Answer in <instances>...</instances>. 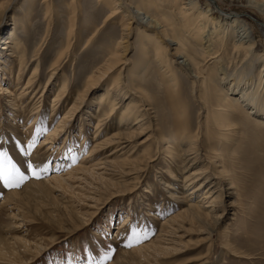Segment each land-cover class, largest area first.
Listing matches in <instances>:
<instances>
[{
    "label": "rangeland",
    "instance_id": "obj_1",
    "mask_svg": "<svg viewBox=\"0 0 264 264\" xmlns=\"http://www.w3.org/2000/svg\"><path fill=\"white\" fill-rule=\"evenodd\" d=\"M46 1L49 10L44 0H0V152H7L8 159L26 176L19 186L2 181L7 190L0 188L1 231L11 240L15 254L0 264H264V113L253 118L239 104L235 126L222 131L211 119L218 103L211 92L212 78L220 80L223 72L229 71L226 82L220 80L225 88L240 82L232 95H241L248 87L251 96L259 92L258 97H264V58L257 55L264 53V27L255 20L264 22V13L244 0H215L217 6L200 0L215 17L237 14L247 20L259 44L250 61L238 58L227 43L224 23L222 31L213 35L214 46L222 47L221 63L213 64L206 53L211 42H205L206 38L199 44L193 32L182 26V12L190 6L189 0H155L150 8L151 18L164 22L167 36L159 26L147 30L133 22L125 30L123 22L130 21L127 12L105 22L117 5L114 2ZM143 1L124 0L122 5L127 3L135 11ZM74 8L76 21L71 27ZM11 28L17 42L28 48L30 59L22 68L12 47H2ZM122 34H128L122 44L128 45L126 52L117 47ZM157 35L165 47L158 58L153 40ZM167 38L174 43L168 45ZM178 48L183 57L175 56ZM116 49L125 62L104 74L101 68ZM183 58H190L191 66L185 68L177 62ZM57 59L53 75L52 64ZM37 63L39 70L28 93L20 95ZM169 71L178 82L179 101L175 103L168 97L171 90L163 88L172 79ZM119 74L120 86L130 98H124L113 112L117 124L101 123L99 129V115L110 111L99 96L105 89L115 88ZM62 85L65 89L61 90ZM7 87L12 94L3 90ZM143 91L149 95L146 102L152 104V114L142 123L132 116L124 125L127 130H120L125 105L132 97L139 100ZM11 99L24 102L19 107L26 105L32 113L17 115ZM172 104L200 137L201 160L195 165L190 161L182 174L180 169L187 166L180 160L185 146H176L181 139ZM147 108L149 105L142 107ZM118 133L129 136L119 143ZM96 144L99 149L90 152ZM29 160L37 166L39 178L25 170ZM209 164L207 185H215V177L225 180L226 209L218 205L222 217L210 231L198 221L179 216L187 207L185 195L195 185L182 189L184 174ZM3 166L7 170V160ZM32 181L49 184L46 192L30 184L36 197L28 196L30 201L17 204L5 202L7 191L22 189ZM204 186L189 197L203 196ZM21 239L29 242L28 250L20 248L24 246Z\"/></svg>",
    "mask_w": 264,
    "mask_h": 264
},
{
    "label": "bare ground",
    "instance_id": "obj_2",
    "mask_svg": "<svg viewBox=\"0 0 264 264\" xmlns=\"http://www.w3.org/2000/svg\"><path fill=\"white\" fill-rule=\"evenodd\" d=\"M101 1L107 5H110L111 2H114L117 4L116 7H114V9L111 10L110 13L107 15L105 22L106 21H113L114 19H116L120 15L125 16L126 15L125 12H127L128 15L130 16L129 17L130 21L127 24L125 22H123L125 30H129L128 24L133 22V23H136L138 25H142L147 30L157 29L159 26L160 29L162 30V32L163 33L165 32L164 34L167 36L166 31L164 29V26H165L164 22L161 20L163 22V24H162V22L159 21L158 18L157 19H155L156 17L155 18L153 17L154 19L151 18L152 14L150 13V8H154L157 1H155V0H144L142 3V7H140V6L137 7V9H135V11L133 9H130L129 5L127 3L125 5H122V3L124 4V0H101ZM209 1L211 3H213V5L217 6L215 0H209ZM244 1H245L247 6H251V7L253 6L254 8H257L259 11H261L260 13H262V14L264 13V3H260V0H244ZM44 2H45V4H44L45 7L48 8V10H49V3H47L46 0H44ZM200 3H201L200 0H189L187 2V4L190 6L187 7L186 10H184L182 12V14H183L182 26H183V28L187 29L188 31L190 30L193 32V36L196 39V41L199 42V44H204L205 42H208V41L211 42L210 44L208 43V46H207V51H206L207 58L209 57V60H213L212 61L213 64L221 63V57H220L221 52H219V51L222 49V47L220 49H217L216 46H214V44L212 43L213 42L212 40L214 37L213 35L219 34L220 30L223 29L222 26L225 25L224 23H226L227 25H226L225 29L223 30V32H226V34H227V43L232 44L233 49L236 50L238 58H243L244 61H246V60L250 61V58H252L253 55L257 53L256 51H258V47H259L258 40H257V37L255 35V31H254L253 26L250 23H248L247 20L236 16L237 14L236 15L235 14L234 15L233 14L232 15L225 14L223 16H220V18L215 17L213 15V12H210V11H212V9L210 8V6L207 3H206V5H207L208 9L203 8ZM48 10H46V13ZM76 12H77V8H74L73 11L71 12V16L69 18L71 27H73L75 25ZM46 15L49 16V14H46ZM49 18H50V16H49ZM222 20H224L225 22H222ZM255 20H256V22H259L260 25H262L264 27V22H260L261 20L259 21V19H255ZM14 28L13 29L11 28L9 30V32H8L9 36L5 39V43H4L5 46H2V47L8 48V49H10L12 47L11 49L14 50L12 55H14L15 57H17V59H19L20 64H21V68H22L26 63H28L30 56L27 54L28 48L20 45V43L17 42V36H16V32L14 31ZM122 35L120 37V40L117 43V47L123 48V51L126 52L128 45L122 46V44L127 41V40H125V37L128 36V34H126V36H124V35L122 36ZM151 36H149V37H151ZM206 38H207V40L204 42V40ZM159 39H160V37L158 35L155 36V38L153 39L155 44H156V57L157 58L159 56V53L165 52V51H163L165 49V47L163 46L162 41ZM172 43H174V39L173 38H170V39L167 38V44L170 45ZM222 46H224V43L222 44ZM117 51H118L117 49L111 50L110 57L106 60V63L101 68L104 74L108 73L109 70H111L113 68L115 69L116 67H118L121 62L122 63L125 62L121 58H119L120 56H119ZM166 52H168V51H166ZM260 52H258L257 55L260 57V60H261V58H264V53H260ZM147 53L148 52L145 49V54L147 55ZM180 53H181V50H180V48H178L176 50L175 56L178 58L183 57ZM186 56H188V55H186ZM188 60H189V62H188ZM190 61H191L190 58H186V59L183 58V60H179V61L177 60V62H179V64H181V66H183L185 68L188 67L190 65V63H192V61L191 62ZM57 63H58V59H57V61H55V63L52 64V66H53L52 70H54L52 72L53 75L55 73V69L57 68ZM167 68H168V66H167ZM195 68L198 69V66H196ZM263 69H264V64H263ZM38 70H39V63H37L36 66L34 67L33 73H32L30 79L28 80V82L26 84V88L24 90H22L20 95L24 96L28 93L26 91L28 90V88L31 87V84L33 83V79L36 76V74L38 73ZM168 70H170V69H168ZM228 72H223V75L220 78V80H224L223 82H226V80L229 78ZM169 73H170L169 76L172 79H171V81H169L167 87L165 86L163 88H168L171 90V92H168V97H169L171 102L174 101V103H175V101H179V99L177 98L178 97V94H177L178 82H177L175 74L171 71H169ZM195 77L199 78L198 75H195ZM121 78H122V75L119 74L118 78L114 79L113 86H115V88L112 90L107 88L99 96L100 102L105 103V104H109V110H110L109 113L108 112H106V113L101 112L102 114L99 115L100 118H99V122L97 123V125H99V129L103 123L108 124V126L115 125L116 122L113 121V117H112L115 115V114H113V112L119 107V104L124 101V98H130V95L127 96V92L124 91L123 88L120 86ZM212 79L213 80H212V84H211V86H212L211 92L216 94L215 96L218 99V103H217V107H216L217 109H215L217 112L215 113V115L213 117H211V119H212L213 123L215 124L217 130H219V131L229 130L232 126H235V125H233L234 124L233 121L237 117H239L238 110H237L239 104H241V105L243 104L242 107L246 108V110L249 109L248 113L253 118L256 117L255 114H257V113H259V114L264 113V97H262V98L258 97L259 92L258 93L253 92L252 93L253 96H251L250 95L251 91L248 92L249 88L247 87V88H244L242 90L241 95L237 94V96L236 95L234 96L232 94H234V93L236 94V91L240 87L239 80H236L235 82L233 81L234 83L231 87L225 88L222 85V81H220L218 77H214ZM148 84L151 85V83H148ZM90 85H91V83H88L87 88L90 87ZM62 89H65V85H62L61 90ZM240 89H242V88H240ZM3 90L5 92H10V93L12 92V91H10L9 87L4 88ZM230 90H232V91L230 92ZM165 91H167V90L165 89ZM58 95L60 97L61 93H59ZM210 95H211V97H210V99H211L213 95L212 94H210ZM81 97H82V95H81ZM135 97H136V95H135ZM137 97L139 100L136 101V99L134 97H132L131 100L125 105V110H123V112L121 113V117H120V121H119V127L116 126L117 128H120V130H121V128L123 130L126 129V127L124 128V125H128L127 121H129L130 117L133 116L136 118L137 122L142 123V121H144L146 118H149L150 114H152L150 112V111H153L152 110L153 109L152 104L150 102H148V103L146 102L149 95L147 93H144V91H143V92H141V95L137 96ZM11 101H12V99L10 100V102ZM149 101H150V99H149ZM23 103L24 102H21V103H16V102L13 103V101L11 102V104H14L16 106V108H14V110L17 113V115H18V113H21L27 117L32 112L30 109L27 108L26 105L24 106L23 109H21L23 107ZM19 105H22V107H19ZM145 105H149V108L142 109V107ZM73 106H78V105H77V103H74ZM172 107H171V109L173 110V113L177 114L179 116V117L177 116V118H176V123L179 125L177 130H176V133H178L177 135H179V139H181V144L180 145L178 144L176 146H178V147L181 145L185 146L184 147L185 149H183L184 150L183 155L181 156L180 160H182V163H185L187 166L185 168V165H184L180 169L181 170L180 173L182 174V172H185V170L189 167L188 163L190 161H192L191 165H195L198 162H200V160H201V156H200L201 144L199 142L200 137H199V133H197V132L193 133L191 131V128L193 127L192 124L190 122H188L185 118L180 117V115H179L180 111L178 109H176L173 104H172ZM160 108H158V110H161ZM21 110H23V111H21ZM172 110H171V113L168 115V117H171ZM161 111H160V113L162 114ZM158 113H159V111H158ZM255 121H256V119H255ZM146 127L147 128L151 127V122H149V124ZM107 129H108V127H107ZM120 130H119V132H120ZM116 131H118V130H116ZM121 132H123V131H121ZM54 133H56L55 130H54ZM128 134L129 133H125V134L124 133H121V134L118 133V136L117 135L116 136H117V138H119V140H117V141L119 143H121L122 142L121 139L128 137L129 136ZM49 138L50 137H47L48 141L46 143L50 142ZM113 140H114L113 138L109 140L110 144ZM164 140L165 139H163V141ZM98 149H99V144H96L92 148H90V152H96V150H98ZM213 149L218 150V148H213ZM217 155L220 156V153H217ZM33 156H35V155H33ZM220 159H221V157H220ZM148 164L149 163L147 162V165ZM203 166H204V164H203ZM209 168H210V164L208 166H205V167L200 166L198 169L193 170L187 174H184V176L182 175L183 176V178H182L183 179L182 189L185 188V190H186V188H188L194 184L195 185L193 186L191 193H187L185 191L183 192V193H187L185 195V198L187 200L186 201L187 207L183 211H181V214L179 216L183 217L185 220L198 221L202 225H204V227L206 229L208 228L210 231L219 224L220 219L222 217V214L218 210V205L223 206L222 210L225 211L226 209L224 206L225 203H223V201H225L224 200V194H223L224 188H225V184H224L225 180L222 179V177H215V179L217 181L215 183V185H212V187L210 185H207L208 182L211 180L209 178L210 176L208 174ZM220 175L222 176V173ZM30 184L37 185L40 189H42L43 192H46L47 185H49L43 181H32L29 184L24 185L22 189L7 191L6 196H5L6 197L5 202L6 203L7 202L8 203L14 202V204H17L18 201L23 202L24 199L27 201H30L29 197H36L37 195H35L34 191L32 190V186ZM203 186L206 187L205 188L206 192H204L203 196L199 197L198 199H194V198L192 199L189 197L190 195L192 196V194L198 193ZM0 188H5V185L3 184L2 180H0ZM187 191H188V189H187ZM231 194H233V193H231ZM204 203H207V204H204ZM208 203H211V205ZM123 224H125V221H122L121 225L124 226ZM2 226L0 225V260L5 261V260L9 259L10 255L13 256L15 254V251H14V249L12 250L10 248L11 247L10 244H12V243H11V240H9V237L7 235L5 236L4 234H2L3 233V231H1V229H3ZM16 240H18V239H16ZM21 240H22L24 246H22L20 248L23 249V247H24V249L27 248V250H28L29 249V246H28L29 242L27 240H24V239H21Z\"/></svg>",
    "mask_w": 264,
    "mask_h": 264
},
{
    "label": "snow or ice",
    "instance_id": "obj_3",
    "mask_svg": "<svg viewBox=\"0 0 264 264\" xmlns=\"http://www.w3.org/2000/svg\"><path fill=\"white\" fill-rule=\"evenodd\" d=\"M23 151V149H21ZM8 161L7 170L3 166V161ZM24 161H21V166L24 165ZM26 171L31 172L34 176L39 178V173L37 171V166H34L31 160L27 161ZM46 167V166H45ZM26 179L24 172L20 171L15 163H12L7 156V152H0V180H2L8 186H19L20 182ZM135 230V229H133ZM131 247V244L128 245Z\"/></svg>",
    "mask_w": 264,
    "mask_h": 264
}]
</instances>
